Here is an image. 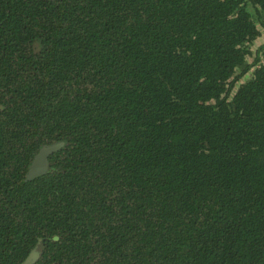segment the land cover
<instances>
[{
  "label": "trees",
  "instance_id": "1",
  "mask_svg": "<svg viewBox=\"0 0 264 264\" xmlns=\"http://www.w3.org/2000/svg\"><path fill=\"white\" fill-rule=\"evenodd\" d=\"M0 264H264V0H0Z\"/></svg>",
  "mask_w": 264,
  "mask_h": 264
},
{
  "label": "water",
  "instance_id": "2",
  "mask_svg": "<svg viewBox=\"0 0 264 264\" xmlns=\"http://www.w3.org/2000/svg\"><path fill=\"white\" fill-rule=\"evenodd\" d=\"M63 146L62 142L42 147L33 158L26 180L42 176L48 168V157Z\"/></svg>",
  "mask_w": 264,
  "mask_h": 264
},
{
  "label": "rangeland",
  "instance_id": "3",
  "mask_svg": "<svg viewBox=\"0 0 264 264\" xmlns=\"http://www.w3.org/2000/svg\"><path fill=\"white\" fill-rule=\"evenodd\" d=\"M261 42H262V39L260 40L259 44H261ZM258 46H259V45H258ZM258 46L254 45V47H252V53H253V56H255L254 54H255V51H256V49L258 48ZM253 56H251V58H250L249 61H252Z\"/></svg>",
  "mask_w": 264,
  "mask_h": 264
},
{
  "label": "flooded vegetation",
  "instance_id": "4",
  "mask_svg": "<svg viewBox=\"0 0 264 264\" xmlns=\"http://www.w3.org/2000/svg\"><path fill=\"white\" fill-rule=\"evenodd\" d=\"M31 164V163H30ZM29 172V171H28ZM28 174V173H27Z\"/></svg>",
  "mask_w": 264,
  "mask_h": 264
}]
</instances>
